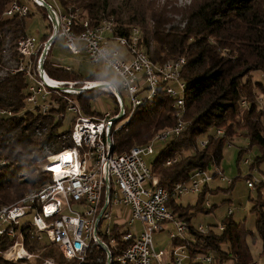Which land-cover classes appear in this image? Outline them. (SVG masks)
I'll return each mask as SVG.
<instances>
[{"label":"trees","instance_id":"1","mask_svg":"<svg viewBox=\"0 0 264 264\" xmlns=\"http://www.w3.org/2000/svg\"><path fill=\"white\" fill-rule=\"evenodd\" d=\"M13 1L24 5L22 0H0V73L4 66L1 60L4 33L10 34L12 43L21 36H27L24 31L25 19L32 15L28 7L26 15H6L4 11ZM44 1L50 5L52 3V0ZM56 1L64 11L69 7L80 10L77 23L87 18L93 25L112 17L114 33L118 36L127 35L129 28L136 26L142 36L140 47L158 65L168 59L185 58L180 76L184 83L182 119L185 127L177 137L170 138L148 164L149 173L160 186L170 190L173 184L187 182L196 169L205 172L211 167L218 168L225 143L240 133L247 137L249 146L259 152L252 166L264 161V102L260 103L261 97L264 99V83L253 82L250 77L256 70L261 71L264 77V0H194L185 8L172 5L159 10L150 0ZM33 4L46 19V8L37 6L34 1ZM169 12L181 14L184 25L165 27L171 22L166 14ZM50 32L41 36L40 44L47 40ZM51 47L43 62V71L49 78L66 82L111 78L100 67L89 75H80L71 68L65 71L60 63L51 60ZM14 53L17 54L16 49ZM35 56L32 57L33 61ZM15 58L21 61V55ZM27 83L22 72L5 71L3 76L0 75V108L14 113L11 116L0 115V207L15 202L27 189L51 180L49 171L43 172L38 166L37 171L33 170L36 168L33 159L35 150L46 145L51 151L59 153L63 148L72 147L67 137L70 131H59L66 115L63 103L59 104L57 110L49 109L44 115L23 109L28 95ZM166 86L165 83L158 85L155 95L136 107V112L124 127L112 131V149L115 153H124L132 146L149 144L155 132L176 124L175 100L165 93ZM99 93L100 89H92L72 96L80 102L83 113L89 115L98 112L92 107ZM108 96L114 101L111 108L114 115L119 111L118 102L111 93ZM242 100L245 101L244 105L240 104ZM218 129L222 134H218ZM204 140V146L199 145ZM167 161L170 163L167 164ZM233 181L229 183V188ZM262 189L256 188L257 198L251 209L256 212L255 232L246 230L243 221H233L230 214L222 219L217 229L210 226L201 232L191 225L196 211L207 213L212 209L203 207L206 186L198 192L193 207L178 204L176 196H170L167 206L171 213L188 225L186 237L181 240L175 238L172 245L184 244L186 252L192 257L211 254L214 264H256L250 255L248 238L251 236L254 242L258 236L260 256L264 257ZM121 223V219H116L111 226L113 245L109 244L105 235L98 234L100 241L106 243L110 250V264H120L115 260L117 254L132 242L131 239L124 240L128 232L120 228ZM33 229L25 222L19 231L27 251L37 256L35 264H40L45 258H53L58 264H73L61 256L55 244L41 242L42 238ZM10 242L12 239L0 236V252ZM85 256L80 264H107L104 249L94 243ZM0 264H18V261L9 262L0 257Z\"/></svg>","mask_w":264,"mask_h":264},{"label":"built area","instance_id":"2","mask_svg":"<svg viewBox=\"0 0 264 264\" xmlns=\"http://www.w3.org/2000/svg\"><path fill=\"white\" fill-rule=\"evenodd\" d=\"M76 11L62 13L56 7L52 16L48 18L52 22L55 21V30L64 38L67 50L78 55L83 50L92 64H97L108 73L112 70L114 76L109 80H96V82L73 81L67 84L70 86L75 83L80 84L81 89L69 87L58 90V87L65 82L56 80L52 84L49 83L40 68L41 60L37 59L34 63L30 59L38 48H44V42L36 47L30 35L18 39L16 46L21 61L16 68L11 69V72H22L28 81L25 109L30 106L27 109L32 108L42 115L48 113L49 109L57 110L59 103L58 99L53 98L55 96L63 98L64 111L71 112L75 116L72 121L73 127L67 135L72 147L63 148L56 153L45 145L44 148L39 149V155L34 160L36 168L34 167L33 170L37 171L38 166L43 172L49 171L51 180L33 189H27L18 200L0 207V236L14 239L1 257L7 261H16L32 256L25 250L23 235L19 231L23 223L27 222L34 228L36 235L42 238L44 234L48 243L55 244L62 257L80 264L85 260V253L90 245L92 243L98 245V242H101L98 234L105 235L110 245L114 243L110 228L112 215L108 210L110 206L118 211L117 219H121L122 222H125L122 219V213L125 211L120 207L128 208L126 214L130 216L129 223L137 220L143 223L144 227L140 234L128 231L124 236L125 241L131 239L132 242L128 248L122 249L117 254L115 260L120 264H184L185 262L214 264L211 254H196L192 257L186 252L184 244L172 245L169 254L165 256V253L155 248L152 240L153 233L161 230L162 224L167 223L171 225V229L168 230L171 242L175 238L184 239L188 229L187 222L178 220L171 213L167 206L168 198L198 193L212 178L199 168L193 171L187 182L173 184L170 190L165 189L158 184L156 178L151 176L149 165L144 160L145 156L154 153L153 145L156 142L177 137L185 127V121L182 119L184 83L180 80L185 58L168 59L158 65L152 62L140 47L141 31L136 26H133L127 35L118 36L112 29V17H107L91 26L86 19L77 23ZM14 13L25 15L27 8L13 2L9 4L5 14L12 16ZM63 67L65 71L70 68ZM99 83L110 85L109 91L113 96L115 90L118 91L119 96L115 97L118 106L122 101L125 106L123 110L119 109V106L118 113L112 115V109L108 106L103 110H97V115L94 113L86 115L81 110L77 98L62 95V91L70 94L73 91L94 90L96 86L100 87ZM162 83L167 85L165 93L175 100L176 124L154 133L149 144L132 146L124 153H115L112 149V131L123 128L127 120L136 112V107L145 99L149 100L153 97L158 85ZM171 83H177L182 94L175 93ZM97 102L100 103L96 100V104ZM244 102L242 100L240 104L244 105ZM13 114L9 109L0 108V115L3 117ZM115 119L119 121H114ZM217 131L218 134H222L220 129ZM204 143L205 140L199 145L204 146ZM63 154H69L71 160L64 162L63 173L56 174L50 162ZM44 158L46 159L43 160ZM169 163L170 161H167V164ZM245 183L252 190L264 188V178L259 181L247 178ZM103 221L107 223L104 229L100 228ZM198 229L205 232L201 225ZM101 243L106 246L105 255L111 260L108 245Z\"/></svg>","mask_w":264,"mask_h":264},{"label":"rangeland","instance_id":"3","mask_svg":"<svg viewBox=\"0 0 264 264\" xmlns=\"http://www.w3.org/2000/svg\"><path fill=\"white\" fill-rule=\"evenodd\" d=\"M24 2V6H27L32 13V15L27 16L26 23H25V33L27 35H30L34 39V44L36 47H38L40 44L41 36L46 32H50L53 30V27H48V24L50 20L47 18L44 19L42 17L41 12L38 11L36 6H34L33 1L31 0H22ZM155 2L156 6L159 8H162L163 6H166L167 8L173 6H177L178 8H185L189 4H191L194 0H150ZM35 2V1H34ZM51 6H55L61 10L62 13L65 11L62 7H60L57 4L56 0L51 1ZM36 3V2H35ZM38 6V4H36ZM57 5V6H56ZM9 6V5H8ZM7 6V7H8ZM8 9V8H7ZM6 9V10H7ZM5 10V11H6ZM76 11L78 18L81 15V12L77 8H68L66 10L67 12H73ZM4 11V12H5ZM167 16L170 17L171 22L170 24L166 25L165 27H173V26H182L184 25V19L181 16V14L178 13H166ZM88 20L87 18H85ZM89 21V20H88ZM91 24V22L89 21ZM100 23V21L98 22ZM97 23V24H98ZM94 25V24H93ZM91 24V26H93ZM114 27V25H113ZM112 27V29H113ZM131 28H129V31ZM128 31V32H129ZM114 32V29H113ZM51 34V32H50ZM115 34V33H114ZM116 35V34H115ZM142 37V36H141ZM18 39V38H17ZM12 43L10 39V34L7 32L4 33V44H2L3 51H2V64H4V67L7 69H13L16 68L17 63H19L18 60H16V55L18 58V52L15 47L16 41ZM46 41H44L45 43ZM42 43V42H41ZM51 46V45H50ZM15 49L17 54H15ZM50 58L53 59V61H58L62 66H72V69L74 71H77L80 73V75H89L91 72L95 71V68L98 67L97 64H92L91 61L85 57V52L82 50V52L79 55H73L71 54L66 46L64 45V40L62 37H56L54 43H52V47L50 50ZM5 69H3L0 73L1 76L4 75ZM111 76H114V72L112 70L109 71ZM262 72L259 70L254 71L251 74L252 81H259L264 83V77L262 76ZM98 80H106V79H98ZM94 82V81H93ZM96 82V81H95ZM172 88L174 89L175 93L182 94L181 88L177 83H171ZM92 90V89H91ZM112 92L106 91V90H100V93L97 95L96 100L100 101V103L97 102L96 104V110H103V108H106L109 106V109L114 106V101L108 96V94ZM113 95V94H112ZM263 100V101H262ZM102 102V103H101ZM126 102V99H125ZM264 99L261 97V102L263 103ZM264 105V104H263ZM95 107H92V109ZM27 108H30V106H27ZM94 110V109H93ZM95 110V111H96ZM97 112V111H96ZM98 114V113H97ZM96 114V115H97ZM73 113H68L66 111V115L64 116V119L62 121V125L59 127V131H71L73 124L72 121L74 119ZM159 132V131H157ZM155 132V133H157ZM161 132V131H160ZM169 139L165 140L164 142L158 141L156 142L154 147V153L151 156H145V161L147 164L150 165L152 162V159L155 158V156L159 153L160 150L164 148V144L168 142ZM247 137L242 135L241 133L239 136L234 137L229 143H225V147L223 149V156L221 157V162L218 168L211 167L210 169H207V173L212 176L211 180H209L205 185H208L209 189L216 188L217 192H210L207 191L206 196L204 197V203L203 207L210 208L213 207L209 212L204 213L203 211H196L194 218L191 221V225L198 227L201 225L204 230L206 231L207 227H213L217 229L220 227V222L222 219L229 215L232 212V220L234 221H243L245 224L246 230H251L255 232V223L256 220V212L254 210H251L254 205V200L257 198V192L255 189H250L247 184L245 183L247 177L252 178L255 181H259L260 179L264 178V161L260 163V165L252 166L254 159L259 154L258 150L254 147H250L248 143ZM38 150V149H37ZM36 152V150H35ZM239 152H241V155L239 156ZM37 153V152H36ZM35 153V155H36ZM240 158H239V157ZM44 158L43 160H45ZM247 160V162H245ZM38 161V159H37ZM36 161V162H37ZM42 163V162H41ZM56 162L53 160L50 162V166L55 170L56 169ZM232 186L230 187L231 181ZM229 188V189H228ZM196 196H198V193L193 194H183L180 197L176 198V201L178 204H183L184 206L190 205L193 207V205L196 202ZM260 196L264 198V189H262ZM122 211H125L122 213V219L125 222L121 223L120 228L124 229L125 231H130L133 234H140L143 230V223H140L139 221L135 220L129 223L130 216H128L126 213L128 211V208L120 207ZM108 210H110V214L112 215V222L111 226H113L114 221L117 219L116 212H118L114 208L108 207ZM106 222L103 221L101 223L102 229L106 226ZM110 226V228H111ZM171 228V226L168 225H162L161 230H157L153 233V242L154 246L157 250H160L161 252L165 253V256H167L169 253V250L172 248L171 239L169 238L168 230ZM187 232V231H186ZM257 235V234H256ZM186 237V233H185ZM184 237V238H185ZM257 238L253 242L251 236H249L248 240L250 241V255L253 259V262L256 264H263L264 263V257L260 256L261 252V243L260 240ZM179 240V239H178ZM45 244H48L45 235H42V241ZM113 245V244H111ZM26 249V248H25ZM27 250V249H26ZM28 252V251H27ZM30 253V252H28ZM32 254V253H30ZM1 255V253H0ZM1 257V256H0ZM37 256L33 255L28 259H22V260H16L18 261V264H35L34 260ZM3 259V258H2ZM50 259H44L40 264H58L55 261ZM6 260V259H4ZM67 261L72 262L73 264H78L77 261L74 262L72 260ZM7 261V260H6ZM9 262H15V260H10ZM186 263V262H185ZM230 264H232L230 262Z\"/></svg>","mask_w":264,"mask_h":264},{"label":"bare ground","instance_id":"4","mask_svg":"<svg viewBox=\"0 0 264 264\" xmlns=\"http://www.w3.org/2000/svg\"><path fill=\"white\" fill-rule=\"evenodd\" d=\"M13 2H17V1H13ZM46 2V1H45ZM18 3V2H17ZM18 4H20V3H18ZM36 4H38L37 2H36ZM46 4L47 5H49L50 6V10L48 11L47 9V15L48 16H52V12H53V10H55L56 9V7L55 6H51L50 4H48L47 2H46ZM20 5H22V4H20ZM39 5V4H38ZM39 6H41V5H39ZM26 8H27V6H25ZM68 10V9H67ZM27 11H28V9H27ZM64 13H66V11L64 12ZM18 15H24V14H19V13H17ZM27 14V13H26ZM25 14V15H26ZM48 16H47V18H48ZM49 19V18H48ZM50 20V22H51V26L53 27V30L51 31L52 33L50 34V36L47 38V40L46 41H48V39L51 37V35L53 34V31L54 32H56V23H55V21L54 22H52L51 21V19H49ZM25 36V35H24ZM28 36V35H27ZM27 36H25V37H27ZM21 37H23V36H21ZM20 37V38H21ZM56 37H62V36H60V35H58V33L56 32V34H55V37H54V39H53V42H54V40H55V38ZM63 38V37H62ZM19 39V38H18ZM18 39H17V41H18ZM63 40H64V38H63ZM17 41H16V43H17ZM64 42H65V40H64ZM52 43H50V45H51ZM65 45V44H64ZM66 46V45H65ZM15 47H16V49H17V46L15 45ZM50 47L51 46H49L48 48H45V55L42 57V58H40V56H42V53H43V49L44 48H42L41 47V49H37L36 51H35V53L32 55V56H30V59H32V57L33 56H35V60L33 61V59H32V61L35 63L36 61H37V59H39V60H41L40 61V68L42 69V71H43V62H44V57L48 54V51H49V49H50ZM69 51V50H68ZM17 52H18V50H17ZM70 52V51H69ZM71 53V52H70ZM19 54V53H18ZM72 54V53H71ZM20 55V54H19ZM73 55H78V54H73ZM17 65H18V63H17ZM15 68V67H14ZM13 68V69H14ZM3 69H5V71H10L11 72V69L9 70V68H5L4 66H2V70ZM16 72H18V71H16ZM15 72V73H16ZM44 72V71H43ZM12 73V72H11ZM45 73V72H44ZM45 75H46V79H47V81L49 82V83H53L54 81H56V80H54V79H51V78H49L48 76H47V74L45 73ZM58 81H60V80H58ZM28 82V81H27ZM65 83H64V85H62L61 87H58V90H60L61 88H67V89H69V87H71V88H73V89H81V85L80 84H77V83H75V84H73L72 86H70V85H68L67 83H69V82H73V81H69V82H66V81H64ZM100 84V87L101 88H96V89H100V90H106V91H109L110 90V88H111V86L109 85H106V84H103V83H99ZM75 85H78V86H75ZM88 90H90V89H85V90H83V92H80V91H73V92H71L70 94H66V92H63L62 91V95H66V97H73L72 95H76V94H83L85 91H88ZM54 97V96H53ZM75 98V97H74ZM54 99H58V103L60 104V103H63V105H64V108H65V102H64V99L63 98H61V97H54ZM26 105H27V101H26V103H25V105H24V108L23 109H25V107H26ZM27 109V108H26ZM25 109V110H26ZM27 110H30V109H27ZM31 110H33L32 108H31ZM30 110V111H31ZM40 149V148H39ZM39 149L38 150H36V156L33 158L34 160H36V158L38 157V155H39ZM56 163V169H55V171H56V174H60L63 170H62V168H63V166L65 165V161H69V160H71V156H69V154H63V155H60V157L59 158H56V160H55V158L53 159ZM246 162H247V160H246ZM63 173V172H62ZM2 206V205H1ZM9 239V238H8ZM10 239H12V242L14 241V239L13 238H10ZM12 242H10L8 245H7V247H5L0 253H1V256H2V253H3V251L5 250V249H7L8 247H9V245L12 243ZM24 248H25V246H24ZM26 250V249H25ZM27 251V250H26ZM4 259V258H3Z\"/></svg>","mask_w":264,"mask_h":264},{"label":"water","instance_id":"5","mask_svg":"<svg viewBox=\"0 0 264 264\" xmlns=\"http://www.w3.org/2000/svg\"><path fill=\"white\" fill-rule=\"evenodd\" d=\"M34 1L37 2L39 5L45 7L48 11L50 10V6L47 5L44 0H34ZM55 34H56V32L53 31V34L51 35V37L48 39V41H46L44 43L43 53H42V56H40V58H42L45 55V48L48 46L47 44L50 43V42L53 43V39L55 37ZM96 88H100V87L96 86ZM96 88H94V90H96ZM114 94H115V96H119L117 90H115ZM119 106H120L119 109L123 110V106L124 105H123L122 101L119 102ZM116 120H118V119H115L114 121H116ZM98 245H99V247L101 249H104V251L105 250L107 251V248H106V246L103 243L98 242ZM107 264H110V258L109 257H107Z\"/></svg>","mask_w":264,"mask_h":264},{"label":"crops","instance_id":"6","mask_svg":"<svg viewBox=\"0 0 264 264\" xmlns=\"http://www.w3.org/2000/svg\"><path fill=\"white\" fill-rule=\"evenodd\" d=\"M55 39H56V38H55ZM85 57H86V55H85ZM87 59H88V57H87ZM51 60L53 61L52 58H51ZM53 62H54V61H53ZM55 62H56V63H59L58 61H55ZM55 62H54V63H55ZM64 66H66V65H64ZM66 67H68V68L70 67V68L72 69V66H70V65H69V66H66ZM96 68H97V67H96ZM108 74H110V72H109ZM60 81H61V80H60ZM108 92H109V91H108ZM262 162H263V161H262ZM258 165H260V163H259ZM257 167H258V166H257ZM206 191L217 192L218 190H217L216 188H214V189H209L208 185H206ZM206 193H207V192H206ZM212 208H213V207H212ZM229 214L231 215V218H232V214H233V213L231 212V213H229ZM224 218H225V217H224ZM168 224L170 225V223L162 224V225L164 226V225H168ZM170 226H171V225H170ZM170 229H171V228H170ZM170 229H169V230H170ZM229 264H230V262H229Z\"/></svg>","mask_w":264,"mask_h":264}]
</instances>
